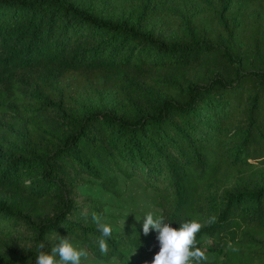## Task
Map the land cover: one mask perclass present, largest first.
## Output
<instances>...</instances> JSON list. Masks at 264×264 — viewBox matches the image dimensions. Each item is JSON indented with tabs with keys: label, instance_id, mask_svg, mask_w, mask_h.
Masks as SVG:
<instances>
[{
	"label": "trees",
	"instance_id": "1",
	"mask_svg": "<svg viewBox=\"0 0 264 264\" xmlns=\"http://www.w3.org/2000/svg\"><path fill=\"white\" fill-rule=\"evenodd\" d=\"M218 1L223 35L156 29L150 3L0 0V113L20 77L38 99L25 142L0 153V264H35L57 235L149 261L142 224L98 247L92 214L112 217L103 196L120 200L123 180L156 194L154 217L203 225L205 264H264V0ZM102 90L109 105L82 99Z\"/></svg>",
	"mask_w": 264,
	"mask_h": 264
},
{
	"label": "rangeland",
	"instance_id": "2",
	"mask_svg": "<svg viewBox=\"0 0 264 264\" xmlns=\"http://www.w3.org/2000/svg\"><path fill=\"white\" fill-rule=\"evenodd\" d=\"M108 2L111 9L127 15L138 14L147 3L154 4L156 12L150 22L156 29L179 30L180 27L185 26L183 24L185 23L199 32L209 30L213 31L211 33L220 32V35H223L218 13L221 5L218 0H108ZM231 7H234V4ZM16 88L15 94L5 98L3 113H0V153L5 155L17 153L18 148L25 142L22 135L27 132L35 119L33 111L38 99L32 86L20 77ZM82 96L83 100L102 106L109 105L114 97L104 90L84 92ZM38 117L41 122L45 120L42 114ZM120 190L122 191L120 200L103 196V200L107 201V209L112 215L105 220L118 231L130 232L134 225L143 223L146 213L151 212L155 216L161 211L156 194L139 181L123 180L120 183ZM52 239H55V236H52ZM74 245L86 249L89 253L87 258H81V264H124L117 257L107 261L97 260L80 242ZM207 249L204 248L209 260L214 254Z\"/></svg>",
	"mask_w": 264,
	"mask_h": 264
},
{
	"label": "clouds",
	"instance_id": "3",
	"mask_svg": "<svg viewBox=\"0 0 264 264\" xmlns=\"http://www.w3.org/2000/svg\"><path fill=\"white\" fill-rule=\"evenodd\" d=\"M92 220L102 233L97 241L99 250L106 254L108 245L105 237L111 236L112 228L105 218L96 213L92 214ZM214 221L213 217L209 223ZM202 227L200 222L191 218L179 221L178 227H172L171 223L166 222L162 216L154 217L151 212L146 213L143 217L142 231L147 235L150 230H155L159 250L153 254L151 261L145 260L142 264H205L208 256L204 249L197 246L196 240ZM55 240L50 251L45 250L46 246L43 242L37 245L35 264H81V258L89 256L86 249L74 245L67 236L57 235ZM228 246L233 251H238L231 243Z\"/></svg>",
	"mask_w": 264,
	"mask_h": 264
},
{
	"label": "built area",
	"instance_id": "4",
	"mask_svg": "<svg viewBox=\"0 0 264 264\" xmlns=\"http://www.w3.org/2000/svg\"><path fill=\"white\" fill-rule=\"evenodd\" d=\"M158 250H159V245H158V241H156V244H155V246H154V249H153V252H152V255H151V258H150L149 261L152 260V258H153V254H154L155 252H157Z\"/></svg>",
	"mask_w": 264,
	"mask_h": 264
}]
</instances>
